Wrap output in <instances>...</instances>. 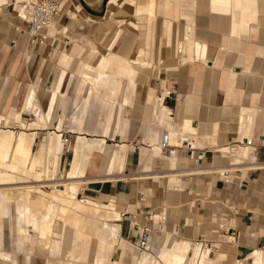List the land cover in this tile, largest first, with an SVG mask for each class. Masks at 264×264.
<instances>
[{
  "label": "crops",
  "instance_id": "obj_1",
  "mask_svg": "<svg viewBox=\"0 0 264 264\" xmlns=\"http://www.w3.org/2000/svg\"><path fill=\"white\" fill-rule=\"evenodd\" d=\"M8 1L0 0V7ZM149 3L60 0L40 48L28 46L9 9L1 11L0 127L16 129L24 120L41 121L39 128L26 129L37 141L45 132L57 133L51 180L62 166L65 145L59 137L77 134L66 176L76 141L84 137L95 149L75 179L77 199L89 196L91 208L120 216L112 221L95 218L102 229L93 233L83 225L94 218L77 210L71 226L66 225L62 206L53 203L51 236L43 239L36 226L16 218L14 207H7L5 214L1 195L0 254L6 264H21L18 255L12 258L14 253L23 254V264H51L49 258L42 262L34 257L35 249L45 247L56 255L57 264H140L144 254L146 264H166L173 256H185L194 244L211 255L222 246L218 264H245L253 252L264 253V0ZM15 8L16 16L24 17L20 0ZM21 25L25 27L23 21ZM51 45L54 52H49ZM72 62L69 86L75 98L66 120L70 98L62 89ZM32 77L20 94L21 83ZM93 112L94 128L89 124ZM31 114L34 119L27 117ZM9 115L13 127L2 124ZM164 131L171 144L185 138L188 146L158 150ZM107 138L114 143L108 145ZM229 144L236 147L233 157L222 149ZM82 190L87 196H79ZM4 226L11 228L14 253L5 244ZM143 227L150 230L149 248L136 245ZM226 230L233 232V240Z\"/></svg>",
  "mask_w": 264,
  "mask_h": 264
},
{
  "label": "bare ground",
  "instance_id": "obj_2",
  "mask_svg": "<svg viewBox=\"0 0 264 264\" xmlns=\"http://www.w3.org/2000/svg\"><path fill=\"white\" fill-rule=\"evenodd\" d=\"M24 1L26 0H20V7L22 9L23 16L26 18V11L23 7ZM86 1L91 2V0H86ZM150 1L151 3H149V5L150 4L154 5L153 0H150ZM151 11L153 12V8ZM51 24H52V21L47 27L41 30V33H40L41 36L43 35L42 34L43 31H46L51 28ZM44 43H45V39L43 38L42 42L39 44V48L44 46ZM85 78L89 80L90 82L93 79V77H85ZM102 79H105V78H102ZM98 80L97 82L99 83ZM108 82L106 81V83ZM100 84H101V80H100ZM105 90H107V88ZM105 90L104 92H106ZM86 107H87V102L84 105V108ZM1 120H2V117L0 116V122ZM47 121H49V119H47ZM40 122L41 121H39L38 123H28V122H25L24 120L20 124L16 125V129H5V128L0 127V198H1V195L4 196L5 214H6L7 207H11V206L14 207L15 213L17 215L16 218L18 220H23L27 225L29 224L34 225L33 228L36 226V228L39 229L40 237H43V239L44 237H48L50 235V227L52 225V222L49 219V213H50V209L53 203H57L62 206V211H60L62 214L61 219L64 221L66 225L71 226V221H72L71 217L72 215H74V212L75 213L77 212V210L85 212L87 215H89V217L91 216L90 218H94V219H88L85 216L84 219L85 218L87 219H86V223H84L83 225V229H86L85 227H87L88 230H89L88 228V225H89L92 229L91 232L93 233L94 231L97 232L99 228L102 227V225L101 226L98 225L99 223L97 222L98 219L95 220V218L97 217H102L103 219L110 218L111 221H112L111 218H113L114 220L120 218L119 214L115 211L112 212V214L111 213L109 214V213H106L105 211L104 212L100 211L101 209L99 210L97 208L96 209L91 208L90 205L93 203L91 197H88V196L86 198L83 197L81 201L77 199L79 189H78L77 183H75V179H77V177H80L83 174L82 166L84 168L87 162V159L90 160V158H88L89 151L93 149L92 147H89L86 144V139L82 136L78 137L76 141V144L74 147V159L72 163V168H71V171L68 173V176L65 175L63 180L55 181L57 183H55V185H53L54 187H52L50 190L47 191V190L42 189V187L48 186L50 182L52 181L51 173H50L51 160H52L53 151H54V147L56 143L57 133L45 132L43 138L41 140L38 139L39 141H37L36 134L31 133V132L29 133L26 131V129L39 128ZM61 123L62 122L60 120L58 125L56 126L57 130H61L62 128ZM168 138L170 142L169 134H168ZM59 139L61 141L60 142L61 145H65L64 138L62 139V136H60ZM158 148L160 151H162L160 142H159ZM22 166L25 168L27 173L31 175L32 179L30 182H19L18 174L22 170L21 169ZM27 173H24V174H27ZM57 174H58V171H57ZM65 178H66V181H64ZM1 185H4V186H1ZM109 229H108L109 233L110 232L113 233L112 231L114 232L118 231L116 230L117 227L114 228V226L113 228H111V230L112 229H115V230L111 231ZM116 234H119V232H116ZM105 235L104 237H106ZM92 236L94 237L95 234H92ZM110 238H111V242H113L114 239L112 240V237ZM195 245L196 244L188 247L187 254L185 256H173L166 264H218L217 255L223 252L222 246L221 247L216 246L214 251L211 249L214 252L211 255L209 254L208 251H204L205 247L200 248L199 250V248H196ZM138 251L136 248L135 252L138 253ZM145 257L146 255L144 254L143 259L138 260L140 264L147 263L146 260L148 259V256H147V259ZM248 259H249L247 260L248 262H245V264H264V253L257 250L253 252V254H251L248 257ZM135 261L136 259H134V263L137 262ZM0 262L6 264V260L3 259L1 254H0ZM64 264H65V261H64ZM153 264H160V263L153 262Z\"/></svg>",
  "mask_w": 264,
  "mask_h": 264
},
{
  "label": "built area",
  "instance_id": "obj_3",
  "mask_svg": "<svg viewBox=\"0 0 264 264\" xmlns=\"http://www.w3.org/2000/svg\"><path fill=\"white\" fill-rule=\"evenodd\" d=\"M59 2L60 0H26L23 3V7L26 11V18L25 17H19V20L24 22L26 24V35L28 36V41L34 45H39L42 42V36H41V30L47 27L53 18L59 13ZM21 31H23L21 28H19ZM65 42L69 41V37L64 38ZM49 50L51 52L55 51V46L51 45L49 47ZM64 143L66 144L68 142V136L64 134ZM185 138H181L177 143L175 144H170L169 138H168V132L164 131L162 133V137L160 139V146L162 150H168L169 148L173 147H185L188 146V142L186 141ZM261 142L264 143V139H261ZM225 153L229 157L234 156V152L236 150V147L233 145H227L226 147L222 148ZM199 158L201 155L198 156ZM227 171L226 169L223 170L222 174ZM65 177V166L62 168L59 167L58 174L54 180L50 182L47 188H52L55 185V181L63 180ZM45 187V186H44ZM149 212H146V215H148ZM140 239L136 243V245L139 248H144V247H150L148 245L151 234L149 228L143 227L140 231ZM225 234L230 235V240H233V232L229 230H226ZM203 243V240H201V243ZM205 245L211 246L212 243H205ZM211 248H214V246H211Z\"/></svg>",
  "mask_w": 264,
  "mask_h": 264
},
{
  "label": "rangeland",
  "instance_id": "obj_4",
  "mask_svg": "<svg viewBox=\"0 0 264 264\" xmlns=\"http://www.w3.org/2000/svg\"><path fill=\"white\" fill-rule=\"evenodd\" d=\"M16 2H17V0H9L8 2H6V3H4V4H2V6L0 7V14H1V11L2 12H5V13H7L8 11V9H9V11L11 12V17H12V20H13V24H14V26L16 27V25H19L21 28H24L23 29V31H22V33H24V36L25 37H27L28 38V36L26 35V24H25V27H22V25H21V22H20V20H19V18H18V16H16L17 15V12L18 11H16L17 9L15 8V4H16ZM24 4V3H23ZM19 20V21H18ZM17 28H18V26H17ZM28 46L29 47H31L32 46V43H30V42H28ZM92 47H94V48H96L95 46H92ZM90 48V47H89ZM49 52H51V51H49ZM25 59H26V62H28V63H30L31 62V59H32V53L31 52H28L27 53V55L25 56ZM74 66V63L72 62V63H70V67H67L66 68V70L69 72V74H68V78L66 79V83H65V85H64V87H63V91L64 92H67V90H68V95H69V105H68V107H67V109H66V112H65V114H66V120H67V117L70 115V113H71V111L73 110V107H72V105H71V102H72V99H74L75 98V93H74V87H72V86H69V77H70V74L72 73V67ZM53 76H54V73H53V75L48 79V81H47V83H49L50 81H52V79H53ZM1 80V79H0ZM32 80H34L33 79V77L30 79V80H28V81H24V82H22L21 83V88H20V91H19V93L20 94H22L23 95V93L25 92V89H26V85L28 84V85H30L31 83H32ZM42 86H44V84L42 83L41 84ZM48 85V84H47ZM24 87V88H23ZM46 87V86H45ZM20 102H21V100H20ZM96 102L97 101H95V102H93V100L91 99V103H93L94 105L96 104ZM138 108H140V107H138ZM137 108V109H138ZM90 110H93V111H95L96 109H94V108H90ZM139 110V109H138ZM138 110H136L137 112H138ZM134 115H132V117L131 118H133V117H135V113H133ZM25 118H26V116H24ZM27 117H30L29 119H34L35 118V115L34 114H31L30 116H27ZM93 121L92 122H90L89 124H90V126L92 127V128H94L95 127V124H96V120H97V113H95V112H93ZM8 119H10L11 120V117H10V115L8 116V117H6V120L5 121H3V126H6V125H8L9 127H13V122H11L10 121V124H9V122H7V120ZM63 120L64 121H66L65 120V117L63 116ZM9 121V120H8ZM87 125V124H86ZM46 130H42L41 131V133L39 134V138H41L42 137V135H43V132H45ZM67 136H68V142L65 144V146H64V149H63V152H62V157H63V159H62V166H61V168L64 166V162H65V160L67 159V157H68V161H67V164H66V168L65 169H67V167H68V164H69V160H70V156H71V148H72V145L74 144V141H75V139H76V136H77V134L76 133H72V132H69V133H67ZM120 140H122V139H120ZM124 140V139H123ZM114 143V141L113 140H109L108 138H107V144L108 145H112ZM116 143H119V140H117V142ZM159 150V149H158ZM60 155V156H61ZM102 167V166H101ZM22 169V170H21ZM20 170V172H19V174H18V176H19V182H25L24 180L26 179V178H28V179H32L31 178V175L30 174H28L27 173V171L25 170V168L22 166V168H21ZM24 173H27V174H24ZM24 174V175H23ZM88 175H91V174H87V176ZM26 177V178H25ZM25 178V179H24ZM64 181H66V180H64ZM64 181H62V182H64ZM1 186H4V185H1ZM42 189H44V190H50L51 188H47V187H42ZM86 194H88L87 192H85V191H81L80 192V195L79 196H87ZM89 197V196H88ZM95 198V197H94ZM95 199H97V202H103L104 201V199L103 198H95ZM29 231H30V234L32 235V236H34L35 234H34V232L32 231V229H29ZM3 234H4V236H5V244H6V246L8 247V250L10 251V252H12V253H14V251H15V249H16V247L13 245L14 244V239L12 238V235H11V228L9 227V226H4V229H3ZM190 243H192V242H190ZM193 243H195V242H193ZM48 247H45V248H43V249H35L34 250V257L36 256L37 258H41L42 259V262H45V260L47 259V258H49V259H51L52 260V263L51 264H57L56 263V261H55V258H56V255L55 254H52V253H50V251H49V249H47ZM17 255H18V260H19V262L21 263V264H23V262L20 260L21 259V257H23L24 258V256H23V254H20V253H18V254H16V253H14V254H12V258L13 259H17ZM89 259H90V257H89ZM24 260V259H23ZM8 263V262H7ZM0 264H1V262H0Z\"/></svg>",
  "mask_w": 264,
  "mask_h": 264
}]
</instances>
